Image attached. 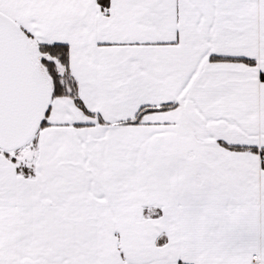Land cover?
Here are the masks:
<instances>
[{"label":"snow or ice","instance_id":"6c2138e0","mask_svg":"<svg viewBox=\"0 0 264 264\" xmlns=\"http://www.w3.org/2000/svg\"><path fill=\"white\" fill-rule=\"evenodd\" d=\"M0 264H264V0H0Z\"/></svg>","mask_w":264,"mask_h":264}]
</instances>
